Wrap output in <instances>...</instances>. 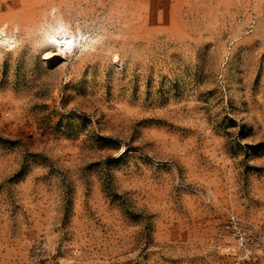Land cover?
<instances>
[{
  "label": "rangeland",
  "instance_id": "1",
  "mask_svg": "<svg viewBox=\"0 0 264 264\" xmlns=\"http://www.w3.org/2000/svg\"><path fill=\"white\" fill-rule=\"evenodd\" d=\"M1 34L0 264H264V0H0Z\"/></svg>",
  "mask_w": 264,
  "mask_h": 264
},
{
  "label": "built area",
  "instance_id": "2",
  "mask_svg": "<svg viewBox=\"0 0 264 264\" xmlns=\"http://www.w3.org/2000/svg\"><path fill=\"white\" fill-rule=\"evenodd\" d=\"M230 237L235 241V245L242 251L245 257H251L253 249L262 251V246L257 245V237L253 233V229L247 225L236 213L228 215L223 228ZM260 252L256 253L255 258L259 257Z\"/></svg>",
  "mask_w": 264,
  "mask_h": 264
},
{
  "label": "bare ground",
  "instance_id": "3",
  "mask_svg": "<svg viewBox=\"0 0 264 264\" xmlns=\"http://www.w3.org/2000/svg\"><path fill=\"white\" fill-rule=\"evenodd\" d=\"M15 42L12 36H7L4 34L0 35V46H11ZM76 41V36L67 26H63L60 29L53 28L51 30V43L53 49L48 50L44 53L43 59L47 62L54 61V57L57 55H66L74 46ZM74 49V48H73Z\"/></svg>",
  "mask_w": 264,
  "mask_h": 264
}]
</instances>
